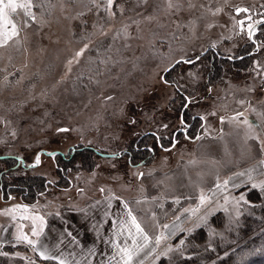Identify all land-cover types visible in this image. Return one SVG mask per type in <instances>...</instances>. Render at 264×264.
Here are the masks:
<instances>
[{
	"label": "rangeland",
	"instance_id": "obj_1",
	"mask_svg": "<svg viewBox=\"0 0 264 264\" xmlns=\"http://www.w3.org/2000/svg\"><path fill=\"white\" fill-rule=\"evenodd\" d=\"M31 4L34 20L22 8L9 12L18 35L0 45V169L7 166L2 156H15L26 166L5 179L19 184V177L40 175L50 185L31 204L12 192L0 207V227L13 220L29 235L37 213L116 193L159 238L148 264L190 256L186 238L201 227L209 248L234 242L204 264L232 254L243 240L229 232L254 204L247 192L264 184V0H114L111 9L106 0H96L99 7L92 0ZM212 49L227 57L254 53L239 72L212 82ZM196 117L199 136L183 133ZM143 136L147 143H136ZM136 145L155 155L133 159ZM77 146L101 155L91 169L78 158L68 180L58 182L59 155ZM10 244L0 246V264H42L27 245Z\"/></svg>",
	"mask_w": 264,
	"mask_h": 264
},
{
	"label": "crops",
	"instance_id": "obj_2",
	"mask_svg": "<svg viewBox=\"0 0 264 264\" xmlns=\"http://www.w3.org/2000/svg\"><path fill=\"white\" fill-rule=\"evenodd\" d=\"M9 201L3 200L0 207L6 209ZM37 216L43 217V222L37 220L33 227H36L37 231L42 229L41 235H27L29 239L37 242L35 246L26 241H17L20 229L13 220L6 221L5 225L0 227V246L12 245L10 243L13 242L27 245L33 256L42 264H60L61 260L65 261V264H124L127 257L119 248L114 247V243L132 251L129 264H148L160 248L129 202L116 193L103 194L76 208L50 209L37 213L35 217ZM133 217L143 229L142 233L137 232L132 223ZM16 218L25 221L22 215ZM4 220H8V216H4ZM69 232L71 235H68ZM105 240L109 243H104ZM90 249L93 251H89ZM40 252L57 259H44Z\"/></svg>",
	"mask_w": 264,
	"mask_h": 264
},
{
	"label": "trees",
	"instance_id": "obj_3",
	"mask_svg": "<svg viewBox=\"0 0 264 264\" xmlns=\"http://www.w3.org/2000/svg\"><path fill=\"white\" fill-rule=\"evenodd\" d=\"M261 25V33L264 38V23ZM262 34H260V36ZM246 51H248V49H246L245 52ZM238 56L230 59L229 57L220 54L215 49L209 50L207 57L209 58V81L215 82L221 80L224 75L231 74L234 71L239 72L242 66L245 67V60L249 57ZM164 76L166 77V75ZM190 116L192 115H190L187 109H185L183 117L189 119ZM189 121L192 127L191 133H196L202 120L196 117ZM145 136L139 138L136 143H147L142 140ZM154 145L156 147L157 144L155 143ZM136 151L137 153L132 154L133 159H152L155 155L154 150L152 151L146 147L139 148L138 145H136ZM97 155H101L100 152L89 146H77L73 152H70L65 156L59 155L56 165L57 173L60 177V181L58 182L62 183L63 180L67 179V173L74 169L72 163L76 162L78 158L82 159L83 166H88L90 169L93 168L92 158ZM1 161L7 164L6 168L0 169V195L2 200L9 201L12 199L11 193L18 192L22 196L23 202L31 204L36 201L41 193L48 189L50 181L40 175L19 177V184L8 181L5 179L8 172L16 170L20 166L25 168L26 165L23 166L17 157L10 155L5 159H1ZM247 195L248 198L254 202L253 207L250 211L242 214V222L236 230L229 232L231 240L233 239L237 242L243 240L242 243L232 254L219 258L216 261L211 262L212 264H264V184L260 190L256 188L249 190ZM220 215L221 214L218 213L213 216L211 222L219 224L220 221L218 216ZM186 239V245L189 246L191 255L178 257L174 264H204L205 262L212 260L217 254L221 253L224 250V247L234 243L233 241H230L224 247H221L222 245L219 244L216 245V248H209L210 245L207 247L208 236L207 230L204 227L198 228L189 234ZM8 247L9 245H5L2 248L9 249ZM53 264L59 263L54 262Z\"/></svg>",
	"mask_w": 264,
	"mask_h": 264
},
{
	"label": "snow or ice",
	"instance_id": "obj_4",
	"mask_svg": "<svg viewBox=\"0 0 264 264\" xmlns=\"http://www.w3.org/2000/svg\"><path fill=\"white\" fill-rule=\"evenodd\" d=\"M92 2L96 7H99V5L96 4V0H92ZM113 3H114V0H106L107 8L111 9L113 6ZM31 7H32L31 0H29L28 3H20V4H17L16 0H7V2L6 0H0V45H6L9 42V40L13 39L14 37L18 35L17 24L9 19V12L15 13L17 8H22L25 10V16L31 17V19L34 20L35 16L33 15L31 11H29ZM169 7H173V5L169 3ZM237 11L246 12L247 9H238ZM112 14L114 15V13ZM26 23L27 21H25V24ZM240 23L243 24V21H240ZM249 29H250L249 34L251 35V25H249ZM84 47L86 49L88 45L86 44ZM83 51L84 49H81V51L77 53V56H80L83 53ZM60 131H66V129H60ZM36 163L37 164L39 163V156H37L36 158ZM238 175H244V174L239 173ZM249 179H251V177H249ZM227 183L228 181H225V184ZM258 186L260 185H253V187H258ZM101 191H103V189ZM241 199H243V197H241ZM204 200H205V197L201 196V203H203ZM37 220L43 222V217H39V216L33 217V224H35ZM132 223L135 225L138 233L143 232V229H141L140 225L136 223L135 217L132 218ZM165 227H168V226L165 225ZM41 231H37L36 227L32 228V233L35 236L41 235ZM68 235H71V233L69 232ZM16 239L18 242L26 241L29 245H32V246H35V244L37 243L36 241L29 239L28 236L25 235L22 231L16 237ZM73 239L75 240V237H73ZM145 240H147V236H145ZM157 242H159V238L157 239ZM104 243H109V241L105 240ZM114 247L119 248L120 252L123 253L124 256L127 257V259L124 261V264H129V261H131L132 259V251L129 250L127 247H120L118 243H114ZM34 250H35V247H34ZM89 251H93V249H90ZM40 255L44 259H57L56 257L46 255L45 252H40ZM60 264H65V261L61 260Z\"/></svg>",
	"mask_w": 264,
	"mask_h": 264
},
{
	"label": "flooded vegetation",
	"instance_id": "obj_5",
	"mask_svg": "<svg viewBox=\"0 0 264 264\" xmlns=\"http://www.w3.org/2000/svg\"><path fill=\"white\" fill-rule=\"evenodd\" d=\"M262 23H264V21H262L261 23H259V25H261ZM252 53H254V52H252V51H246V52H243V53H241V54H239V56L238 57H250V56H252ZM230 59H233L232 57H229ZM186 109V108H185ZM185 109H183V110H185ZM184 125H186V128H185V130L183 131V133H188V132H190L191 133V123H185ZM199 133H200V129L198 128V130L196 131V137L197 136H199Z\"/></svg>",
	"mask_w": 264,
	"mask_h": 264
},
{
	"label": "water",
	"instance_id": "obj_6",
	"mask_svg": "<svg viewBox=\"0 0 264 264\" xmlns=\"http://www.w3.org/2000/svg\"><path fill=\"white\" fill-rule=\"evenodd\" d=\"M106 156L112 157V156H114V155H113V154H109V155L107 154ZM7 157H9V156H2V159H3V158H7Z\"/></svg>",
	"mask_w": 264,
	"mask_h": 264
}]
</instances>
